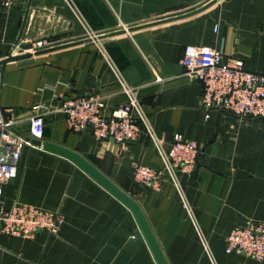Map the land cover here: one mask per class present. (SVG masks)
I'll return each instance as SVG.
<instances>
[{
	"label": "crops",
	"instance_id": "0c3cea01",
	"mask_svg": "<svg viewBox=\"0 0 264 264\" xmlns=\"http://www.w3.org/2000/svg\"><path fill=\"white\" fill-rule=\"evenodd\" d=\"M37 38L46 42L27 50ZM185 44L219 48L264 73V0H10L0 7V59L10 50L29 54L0 65V103L25 135L39 113L40 141L78 152L132 197L167 264H264L223 250L232 227L264 221V117L203 109L200 82L180 62ZM118 76L135 89L164 147L175 132L199 145L194 165L177 171L178 187L167 175L157 188L132 180V161L162 166L145 135L95 138L88 126L69 128L57 109L89 92L107 107L120 104ZM14 201L57 209L62 221L54 234L0 232V264H157L130 209L40 144L22 145L14 175L0 184V204Z\"/></svg>",
	"mask_w": 264,
	"mask_h": 264
},
{
	"label": "built area",
	"instance_id": "2783aa9c",
	"mask_svg": "<svg viewBox=\"0 0 264 264\" xmlns=\"http://www.w3.org/2000/svg\"><path fill=\"white\" fill-rule=\"evenodd\" d=\"M72 3V0H66ZM10 0H0V7L9 5ZM216 24L213 25V29ZM44 38L30 41L27 50L42 46ZM15 46V43L12 47ZM12 53V51H9ZM180 62L186 73L200 82V106L203 109L215 106L229 111L239 118L264 117V73L249 71L242 67L238 57L223 54L221 49L209 45L185 44ZM155 80H161L155 76ZM124 100L107 107L104 97L98 92H89L63 101L57 109L64 115L66 125L78 130L88 126L95 138L111 137L115 142L134 140L140 134L151 141L152 148L161 157L162 166L153 168L132 161V180L157 188L162 175L178 187L177 171L190 169L201 152L193 139H186L178 132L172 134L167 147L164 139L156 134L150 119L141 107L133 86L117 77ZM1 86V74H0ZM10 107L0 103V184L12 177L22 145H34L30 138L42 137L43 122L39 113L29 117L27 135L14 130ZM181 203L191 211L179 191ZM62 215L57 209L50 210L37 205L14 201L5 206L0 204V232L30 237L36 229H45L54 234ZM194 228H197L193 221ZM202 246L207 251L202 237ZM223 250L226 253H246L256 259H264V221L248 220L232 227L225 236Z\"/></svg>",
	"mask_w": 264,
	"mask_h": 264
},
{
	"label": "water",
	"instance_id": "95a60500",
	"mask_svg": "<svg viewBox=\"0 0 264 264\" xmlns=\"http://www.w3.org/2000/svg\"><path fill=\"white\" fill-rule=\"evenodd\" d=\"M28 54L29 52H22V53L9 52L6 56L0 59V65H3V63L6 60L24 57ZM109 139L113 141L111 137H109ZM30 140L34 144H40L42 148L54 151L72 160L78 167H80L83 171H85L88 175H90L95 181H97L100 185H102L105 189H107L110 193H112L115 197H117L122 203H124L132 212L133 217L138 225V228L140 229L144 239L146 240L156 263L167 264L139 206L132 197H130L125 191L119 188L114 182H112L95 166H93L88 160H86L82 155H80L78 152L74 151L73 149L49 140L40 141V139L37 138H32Z\"/></svg>",
	"mask_w": 264,
	"mask_h": 264
}]
</instances>
